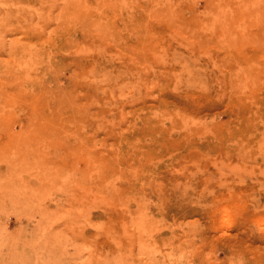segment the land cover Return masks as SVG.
Instances as JSON below:
<instances>
[{
    "label": "rangeland",
    "instance_id": "obj_1",
    "mask_svg": "<svg viewBox=\"0 0 264 264\" xmlns=\"http://www.w3.org/2000/svg\"><path fill=\"white\" fill-rule=\"evenodd\" d=\"M0 264H264V0H0Z\"/></svg>",
    "mask_w": 264,
    "mask_h": 264
},
{
    "label": "bare ground",
    "instance_id": "obj_2",
    "mask_svg": "<svg viewBox=\"0 0 264 264\" xmlns=\"http://www.w3.org/2000/svg\"><path fill=\"white\" fill-rule=\"evenodd\" d=\"M254 1V0H253ZM228 11V10H227ZM218 15V14H217ZM218 23V22H217ZM255 40V39H254ZM256 41V40H255ZM228 45V44H227ZM245 70V69H244Z\"/></svg>",
    "mask_w": 264,
    "mask_h": 264
}]
</instances>
